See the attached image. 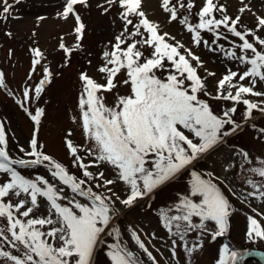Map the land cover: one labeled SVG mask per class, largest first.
Instances as JSON below:
<instances>
[{
    "label": "snow or ice",
    "instance_id": "obj_1",
    "mask_svg": "<svg viewBox=\"0 0 264 264\" xmlns=\"http://www.w3.org/2000/svg\"><path fill=\"white\" fill-rule=\"evenodd\" d=\"M117 2L123 9L121 16L125 20V29L115 38L113 50L103 53L105 64L98 70L106 74V82L99 83L86 72L81 73L84 84L79 100L82 127L86 138L92 142V147L84 151L92 159L85 163L84 156L80 155L81 146L74 145L70 139L65 141L74 158L73 167H79L84 178L77 177L67 166L47 154L35 132L30 140V150L21 147L20 152L24 155L14 158L9 151L4 123L0 121V174L8 177L6 181L0 182V217L8 221L6 227L0 228V258H3V264H94L97 249L105 243L104 236L114 237V242L107 244L106 255L110 264H142L140 257L125 246L119 227L112 225L117 215L113 197L125 206L133 205L139 198L148 196L174 179L240 127L232 119V114L237 111L235 106L218 115L206 100L200 98L202 92L208 95L205 78L198 73V68L203 67L200 58L179 42L169 43L168 39L175 38L169 37L166 32L161 34L159 25L147 18L141 10L142 0H106L108 5ZM0 3L3 5L0 16L7 19L13 4L9 0H0ZM86 3L87 0H65L64 10L60 13L64 19L70 14L74 16L77 21L74 31L78 41L83 36L85 25L75 6ZM162 6L170 13L171 21L177 20L179 9H190L194 4L188 0L187 5L179 3L177 6L172 4V0H162ZM246 8H241L240 12ZM104 11L107 12L108 8ZM216 11L226 13L223 5H218L214 0H205L198 13V24L188 23L187 16L183 17L182 22L187 25L188 31L194 33L193 41L196 45L202 42L201 29L216 32V38L219 39L221 34L216 30L224 26L242 42L234 45L241 49L242 55L237 57L234 51L227 54L250 67L242 74L229 70L218 81L214 99L242 102L247 106L246 118H251L254 110L264 114V100L256 103L244 98V94L264 97V92L254 90L257 79L264 81V48L257 49L247 37H255L260 46H264V39L257 36L253 29L238 30L240 16L233 19L225 14L221 19H216ZM130 16L139 17V22L133 24ZM257 23L259 28H264V17H259ZM128 25L133 26L131 33H128ZM125 34L130 37L139 36L141 39H132L129 43ZM204 43L207 44V41ZM138 45L151 47L152 54L144 57ZM60 47L68 54L72 51L63 43ZM181 49L184 51L181 52ZM248 50H251V56L247 54ZM32 52V71H35L43 53L39 48L32 49ZM166 62L170 67L166 66ZM121 70L126 71L127 79L123 83L131 86V94L118 96L115 105L108 106L102 93L116 88V77ZM162 71H167L164 78L157 75ZM44 73V78L34 89V97L32 90L24 88V99L19 101L22 107L25 101L39 99L45 85L51 82L52 72L44 68ZM237 77L239 81L251 78V83L248 86L239 82L234 84ZM0 86L6 87L2 71ZM226 86L228 89L234 88L235 92L228 90L225 93ZM25 111L28 109L25 108ZM44 113L43 108H36L34 114L28 112L37 125V132ZM226 125L231 128L225 130ZM186 131L191 135H186ZM259 132L264 134V129H259ZM240 154L248 158L247 152ZM102 164L112 166L115 179L106 178L103 171L94 174L89 170ZM17 166L21 169L46 167L54 180L70 189L72 196L65 193L64 187H59L43 175L25 176ZM249 171L261 180H247L255 191L247 193L246 198L264 200V161ZM117 180L129 186V192L122 200L109 187L115 185ZM218 180L212 173H208L205 178L200 172L192 170L189 192L178 198L174 208L161 211L163 226L172 236L179 238L181 246L189 255L203 247L200 237L204 233L210 231L215 240L228 231L230 216L235 209ZM91 181H95V189L103 188L105 191L94 190ZM12 197L17 198L15 203ZM78 197L87 202H81ZM41 198L48 202V213L46 216H35L33 213L39 209ZM194 218H199V222H194ZM247 219L248 240H264V224L261 223L264 213L249 215ZM208 222H214L216 228L210 230ZM193 231L199 233V243L190 246L186 237ZM131 234L152 264H159L140 233L133 229ZM152 236L155 237V234ZM4 245L10 250H5ZM177 247V241L173 239V258L177 256ZM251 255L250 251L234 250L225 243L216 264H244L245 259Z\"/></svg>",
    "mask_w": 264,
    "mask_h": 264
},
{
    "label": "rangeland",
    "instance_id": "obj_2",
    "mask_svg": "<svg viewBox=\"0 0 264 264\" xmlns=\"http://www.w3.org/2000/svg\"><path fill=\"white\" fill-rule=\"evenodd\" d=\"M9 2L13 4L11 15L7 19L0 16V71L5 75L6 84V87L0 86V121L4 123L10 154L14 158L22 157L24 154L20 152L21 147L26 151L30 150V140L35 132L47 154L67 166L77 177L84 178L81 169L73 167L74 158L65 141L70 139L74 145L81 146L80 155L84 156L85 163L92 159L84 151L92 147V142L86 138L82 127L79 100L84 84L81 80V73L86 72L99 83L106 82V74L98 69L105 64L103 53L111 52L112 46L116 43L115 38L124 32L125 20L121 16L123 9L118 2L108 5L106 0H87L86 4L76 5V12L85 25L83 36L78 41L74 31L77 25L74 16L70 14L67 19L60 16L65 7V0H19L18 3L15 0H9ZM204 2L205 0H192L194 7L179 9L177 20L171 21L170 13L162 6V0H142L141 10L146 13L149 20L159 25L161 34L166 32L169 37L175 38L171 40L166 37L169 43L179 42L184 45L185 49H191L200 58L203 67L198 68V73L205 78L208 93V95L200 93V98L206 100L218 115H222L224 111L235 106L237 111L232 114V119L238 124L247 122L200 156L190 168L181 171L174 179L158 187L148 196L139 198L133 205L125 206L120 200H116L115 196L113 197L117 215L112 225L119 227L125 246L140 257L142 264H152V261L133 240L131 234L133 229L140 233L159 264H216L220 250L225 243H228L234 250H247L252 253L245 259L244 264H264V240L253 242L246 236L249 224L247 217L255 216L256 213H264V200L255 197L246 198L247 193L255 191L247 180L249 178L258 182L261 180L249 169L259 167L261 161H264V134L259 132V129H264V114L254 110L252 117L246 118L247 106L242 102L214 99L217 95L218 81L229 70L242 74L250 65L241 63L239 59L227 54L234 51L238 57L243 53L241 49L234 47L242 43L240 39L226 28H222L221 31L216 30L221 34L219 39L216 38V32L201 29L202 42L199 45L194 43V33L188 31L187 25L182 20L184 16H187L188 23L198 24V13ZM214 2L223 5L226 9V13L216 11L214 13L216 19H221L225 14L233 19L240 16L238 30L253 29L257 36L264 39V28H259L257 23L259 17H264V0H214ZM179 3L187 5L188 0H172V4L178 6ZM245 6H247L246 10L241 13L240 9ZM2 7L0 3V8ZM105 8H108L107 12L104 11ZM40 17L43 19H38ZM129 18L133 20V24L138 23L140 19L137 16ZM127 28L128 33L134 30L132 25H128ZM141 31L143 32L144 29ZM125 37L129 43L132 39H141L139 36L130 37L127 34ZM247 39L253 42L257 49L264 48L252 35H249ZM204 41H207V44ZM61 43L72 49L70 54L60 47ZM77 44H79L78 47ZM138 47L144 53V57L152 54L151 47L146 45H138ZM34 48L41 50L43 58H41V63L35 66V71H32L34 59L32 49ZM183 51L184 49H181V52ZM247 54L251 56V50H248ZM193 63L195 64V61ZM166 66L170 67L167 62ZM44 68L52 72L51 82L45 85L39 99L33 98L25 101L22 107L19 101L24 99V88L28 87L32 90L34 97L36 85L44 78ZM208 73L215 75H208ZM157 75L164 78L167 71L158 72ZM125 79H127L126 71L121 70L116 77V88L102 93L108 106L115 105L118 96L131 94V86L123 83ZM237 82L248 86L251 78L239 81L237 77L233 83ZM228 90L235 92L234 88L228 89L226 86L225 93ZM254 90L264 92V81L257 79ZM244 98L256 103L264 100V97L251 94H244ZM25 108L28 111H25ZM36 108L45 110L38 126V132L35 122L28 114V112L34 114ZM230 128V125L225 126V130ZM185 134L191 135L187 131ZM241 152H247L248 158L245 159L240 154ZM17 167L22 174L28 177H34L37 174L45 176L59 187H64L69 197L72 196L70 189L54 180L46 167L36 166L26 169ZM89 170L94 174L103 171L106 178H116L112 166L108 164L94 166ZM192 170L200 172L205 178L208 173L219 178L220 187L235 210L230 216L229 228L224 236L213 240L210 231L204 233L200 237L203 247L189 255L181 246L182 242L179 238L172 236L163 226L161 211L174 208L178 198L189 192ZM7 179L6 175L0 174V182ZM90 183L94 190L105 191L103 188L95 189V181ZM109 187L121 200L126 198L129 192V186L119 180ZM78 199H81V202H87L83 198L78 197ZM16 200V197H12L13 203ZM47 213L48 202L41 198L40 207L33 215L46 216ZM257 218L260 219L258 216ZM194 222H199V218H194ZM261 223L264 224V220ZM7 224V219L0 217V228L6 227ZM208 228L213 230L216 225L214 222H208ZM153 233L155 237L152 236ZM198 235L197 231L188 234L186 238L190 246L193 243H199ZM103 239L105 243L97 249L94 264H110L106 255L107 244L114 242V237L104 236ZM173 239L178 245L175 258L171 254ZM4 249L10 250L7 245H4ZM12 251L18 254L16 250ZM0 264H3V258H0Z\"/></svg>",
    "mask_w": 264,
    "mask_h": 264
},
{
    "label": "trees",
    "instance_id": "obj_3",
    "mask_svg": "<svg viewBox=\"0 0 264 264\" xmlns=\"http://www.w3.org/2000/svg\"><path fill=\"white\" fill-rule=\"evenodd\" d=\"M222 28H225V27H224V26H221V27L219 28V30H218V29H217V30H218V31H221ZM224 32H225V31H224Z\"/></svg>",
    "mask_w": 264,
    "mask_h": 264
}]
</instances>
